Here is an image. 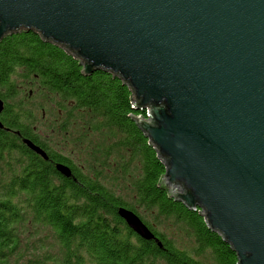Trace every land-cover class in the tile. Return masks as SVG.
I'll use <instances>...</instances> for the list:
<instances>
[{"label": "water", "instance_id": "water-1", "mask_svg": "<svg viewBox=\"0 0 264 264\" xmlns=\"http://www.w3.org/2000/svg\"><path fill=\"white\" fill-rule=\"evenodd\" d=\"M30 30L85 75L128 85L169 195L200 209L239 264H264V0H0V41ZM119 215L161 246L134 211Z\"/></svg>", "mask_w": 264, "mask_h": 264}, {"label": "trees", "instance_id": "trees-1", "mask_svg": "<svg viewBox=\"0 0 264 264\" xmlns=\"http://www.w3.org/2000/svg\"><path fill=\"white\" fill-rule=\"evenodd\" d=\"M27 94L54 106H40L43 118L52 111L60 116L53 129L72 136L83 162L48 147ZM0 99V264L22 256L28 222L49 228L55 241L53 251L29 264H239L200 209H189L162 185L166 165L133 119L146 111L133 108L132 92L120 78L103 70L85 75L66 50L33 30L22 31L0 41ZM121 181L127 182L125 196L118 193ZM121 207L134 211L161 246L130 228ZM170 224L189 242L170 234Z\"/></svg>", "mask_w": 264, "mask_h": 264}, {"label": "rangeland", "instance_id": "rangeland-1", "mask_svg": "<svg viewBox=\"0 0 264 264\" xmlns=\"http://www.w3.org/2000/svg\"><path fill=\"white\" fill-rule=\"evenodd\" d=\"M26 90H29V88H26ZM28 96L29 95L27 94L24 100L25 102H28V108L35 109L37 118L34 122L38 126V133L43 136L48 147L57 152L67 154L78 163L83 162L84 154L80 152V148L77 145H74L73 142L71 143L72 136L53 129L57 126V120H61L60 116L52 111L43 118V110L40 106L43 104L48 110L54 109V106L39 97L35 96V98H32V96H30L29 98ZM18 99L15 100L19 102ZM120 184H122L120 187L121 191L119 190L118 193L125 196L128 193V190L126 189L127 182L121 181ZM168 228L170 230L169 233L181 238L183 243L189 242V238L184 231L178 230V228L171 224ZM54 246V237L49 228L43 226L37 227L34 223L28 222L27 226L23 229L22 234L21 253L23 254L20 253L22 256L19 259H16L15 256L11 262L12 264H29V259L32 260L37 257H44L46 255L45 253L53 251ZM31 260H29V262Z\"/></svg>", "mask_w": 264, "mask_h": 264}, {"label": "built area", "instance_id": "built-area-1", "mask_svg": "<svg viewBox=\"0 0 264 264\" xmlns=\"http://www.w3.org/2000/svg\"><path fill=\"white\" fill-rule=\"evenodd\" d=\"M147 113H148V111L146 112V117H147Z\"/></svg>", "mask_w": 264, "mask_h": 264}]
</instances>
